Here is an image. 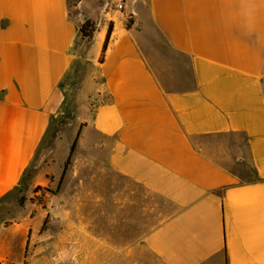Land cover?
<instances>
[{
	"label": "crops",
	"instance_id": "1",
	"mask_svg": "<svg viewBox=\"0 0 264 264\" xmlns=\"http://www.w3.org/2000/svg\"><path fill=\"white\" fill-rule=\"evenodd\" d=\"M76 2L0 0V264H264V0Z\"/></svg>",
	"mask_w": 264,
	"mask_h": 264
},
{
	"label": "rangeland",
	"instance_id": "2",
	"mask_svg": "<svg viewBox=\"0 0 264 264\" xmlns=\"http://www.w3.org/2000/svg\"><path fill=\"white\" fill-rule=\"evenodd\" d=\"M79 2H80V0H77L76 4H72V12L73 13H79V14H81L84 17V20H85L86 18H89V17L86 16L84 13L80 12L77 9V5L79 4ZM116 3H117V0H109L108 1V4H107V6H106V8H105V10L103 12V15H102L101 22L104 20V18H105L106 15H109L111 18H113V16H114L115 13H118V14L123 13L124 8H123V10L119 11L115 7ZM124 5H125V0H124ZM124 19L126 20V22L128 24L130 23V20H129V17L128 16L124 15ZM69 155H70V148H68V150H67L66 153L61 152L59 154V160L61 161V160L65 159V162H66L67 159L69 158ZM36 192H43V191L39 188V189L36 190ZM29 204H30V202H27V203H25V205H23V212H24L23 214H24V216H26L27 213H28V211H29V207H28ZM8 219H10V218H8Z\"/></svg>",
	"mask_w": 264,
	"mask_h": 264
},
{
	"label": "water",
	"instance_id": "3",
	"mask_svg": "<svg viewBox=\"0 0 264 264\" xmlns=\"http://www.w3.org/2000/svg\"><path fill=\"white\" fill-rule=\"evenodd\" d=\"M108 1L109 0H80L77 9L99 26Z\"/></svg>",
	"mask_w": 264,
	"mask_h": 264
},
{
	"label": "trees",
	"instance_id": "4",
	"mask_svg": "<svg viewBox=\"0 0 264 264\" xmlns=\"http://www.w3.org/2000/svg\"><path fill=\"white\" fill-rule=\"evenodd\" d=\"M97 31H98V26L92 20L86 18L83 25L81 26L80 34L84 40L90 42L93 40ZM110 33H111V29L108 32V37L110 36Z\"/></svg>",
	"mask_w": 264,
	"mask_h": 264
},
{
	"label": "built area",
	"instance_id": "5",
	"mask_svg": "<svg viewBox=\"0 0 264 264\" xmlns=\"http://www.w3.org/2000/svg\"><path fill=\"white\" fill-rule=\"evenodd\" d=\"M115 7H116L119 11L123 10V8H124V0H117V3H116V5H115Z\"/></svg>",
	"mask_w": 264,
	"mask_h": 264
}]
</instances>
